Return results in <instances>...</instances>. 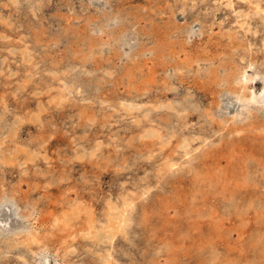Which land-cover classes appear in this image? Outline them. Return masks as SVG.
Returning a JSON list of instances; mask_svg holds the SVG:
<instances>
[{
  "label": "rangeland",
  "instance_id": "374dc122",
  "mask_svg": "<svg viewBox=\"0 0 264 264\" xmlns=\"http://www.w3.org/2000/svg\"><path fill=\"white\" fill-rule=\"evenodd\" d=\"M228 1L0 0V264H264V0Z\"/></svg>",
  "mask_w": 264,
  "mask_h": 264
},
{
  "label": "bare ground",
  "instance_id": "6f19581e",
  "mask_svg": "<svg viewBox=\"0 0 264 264\" xmlns=\"http://www.w3.org/2000/svg\"><path fill=\"white\" fill-rule=\"evenodd\" d=\"M227 1V0H226ZM230 1V0H229ZM228 1V2H229ZM242 1H244V0H242ZM234 2V1H233ZM263 2V1H262ZM227 4V3H226ZM231 4V3H230ZM233 4V3H232ZM189 5V4H188ZM209 5V4H208ZM211 5V4H210ZM229 5V4H228ZM261 5V4H260ZM90 6V5H89ZM170 6V5H169ZM193 6V5H192ZM215 6V5H214ZM213 6V7H214ZM217 6V5H216ZM41 7V6H40ZM123 7V6H122ZM193 8H194V6H193ZM216 8V7H215ZM254 8V7H253ZM111 9V8H110ZM203 9V8H202ZM260 10V9H259ZM40 11V10H39ZM257 11V10H256ZM110 12H111V10H110ZM261 12H262V10H261ZM183 14V13H182ZM196 14V13H195ZM240 14V13H239ZM255 14V13H254ZM244 15V14H243ZM246 15V14H245ZM247 16V15H246ZM261 18V17H260ZM263 18V17H262ZM191 20V19H190ZM199 20V19H198ZM263 20V19H262ZM243 21V20H242ZM248 23V22H247ZM263 23V22H262ZM244 24V23H243ZM242 24V25H243ZM249 24V23H248ZM251 24V23H250ZM264 24V23H263ZM249 26V25H248ZM248 28V27H247ZM255 29H256V27H254ZM258 28V27H257ZM193 29V28H192ZM246 30H249V28L248 29H246ZM252 30V29H251ZM192 32H193V30H192ZM190 33V32H189ZM247 33V32H246ZM193 34V33H192ZM184 38V37H183ZM236 38V37H235ZM234 38V39H235ZM191 42H192V40H191ZM264 42V41H263ZM191 45H193V44H191ZM194 47V46H193ZM28 48V47H27ZM102 50V49H101ZM235 50V49H234ZM246 51V50H245ZM235 52V51H234ZM231 54H232V52H231ZM230 59V58H229ZM243 59V58H242ZM171 64V63H170ZM188 65V64H187ZM190 65V64H189ZM188 69V68H187ZM223 74V73H222ZM251 76V75H250ZM253 76H254V74H253ZM226 77V76H225ZM244 80V79H243ZM248 80V79H247ZM213 83V82H212ZM237 83V82H236ZM238 84V83H237ZM168 86V85H167ZM246 87V86H245ZM168 88H170V87H168ZM199 92H201V91H199ZM263 93H264V91H263ZM204 95V94H203ZM259 95V94H258ZM61 96V95H60ZM250 98L252 99V100H255V101H257V98H256V93H255V91L253 90L252 91V93H251V96H250ZM64 99V98H63ZM251 100V101H252ZM259 101H261V100H259ZM121 102V101H120ZM162 103V102H161ZM165 103V102H164ZM182 103V102H181ZM178 104H180V103H178ZM163 105V104H162ZM121 106V105H120ZM180 106V105H179ZM192 106V105H191ZM198 106H199V104H198ZM170 107V106H169ZM174 107V106H173ZM178 107V106H177ZM176 107V108H177ZM175 108V107H174ZM183 108V107H182ZM186 108V110H187V107H185ZM226 108V107H225ZM127 109V108H126ZM174 110H176V109H174ZM183 110V109H182ZM185 110V111H186ZM190 110V109H189ZM198 110V109H197ZM181 111V110H180ZM249 111V110H248ZM5 112V111H4ZM162 112V111H161ZM171 112H173V110L171 111ZM175 112V111H174ZM179 111H177V113H178ZM193 112H194V110H193ZM209 113V112H208ZM237 113H239V112H237ZM174 114H176V113H174ZM253 114V113H252ZM177 115V114H176ZM182 115V114H181ZM207 115V114H206ZM231 115V114H230ZM238 115V114H237ZM5 117V116H4ZM180 117V116H179ZM183 118V117H182ZM0 119H2V118H0ZM5 119V118H4ZM151 119V118H150ZM186 119V118H185ZM19 120V119H18ZM130 120V119H129ZM132 120V119H131ZM4 121V120H3ZM20 121V120H19ZM182 123V122H181ZM14 124V123H13ZM172 124V123H171ZM176 125V124H175ZM221 126V125H220ZM223 126V125H222ZM181 127V126H180ZM204 130V129H203ZM8 132V131H7ZM7 134V133H6ZM9 136V135H8ZM185 138V137H184ZM193 138V137H192ZM193 142V141H192ZM191 153V151H186V154L187 155H189ZM196 157V156H195ZM191 160V159H190ZM167 162H169L170 163V161H167ZM173 163V162H172ZM167 164H165V166H166ZM172 166V165H171ZM166 167H168V165L166 166ZM173 167V166H172ZM162 169V168H161ZM211 169V168H210ZM170 170V169H169ZM202 181V180H201ZM247 181V180H246ZM133 186V185H132ZM149 191V190H148ZM147 191V192H148ZM252 191V190H251ZM252 193V192H251ZM117 200V199H116ZM125 202H126V200H125ZM129 205H130V203L131 202H127ZM126 203V204H127ZM6 204H8L7 203V200H6V203L5 202H1L0 203V210H2L3 209V207H4V205H6ZM127 204V205H128ZM110 207V206H109ZM17 210V209H16ZM125 210V209H124ZM123 210V211H124ZM15 211V210H14ZM64 211V210H63ZM68 212V211H67ZM14 213H16V212H14ZM75 213V212H74ZM17 215V214H16ZM70 215H73V214H69V216ZM123 216V215H122ZM32 217V216H31ZM72 217V216H71ZM107 217V216H106ZM54 218V217H53ZM68 218V217H67ZM57 219V218H56ZM69 219H70V217H69ZM121 220L119 221L120 223L123 221V219L122 218H120ZM65 220V219H64ZM218 220V219H217ZM94 222V221H93ZM108 222V221H107ZM127 222V221H126ZM8 223V222H7ZM131 223V222H130ZM30 224V223H29ZM68 224V223H67ZM122 224V223H121ZM72 225V224H71ZM69 226V225H68ZM19 227H21L20 225H18V226H16V228H14V230L13 231H11V233H9V235H7V238H10L11 237V235H12V233H14L13 234V236H18V235H20L21 234V232L23 233V231H21V230H16L15 231V229H17V228H19ZM77 227H78V225H77ZM6 228V227H5ZM61 228V227H60ZM120 228V227H119ZM118 228V229H119ZM22 229V228H21ZM33 229V228H32ZM31 229V230H32ZM35 229V228H34ZM103 229V228H102ZM105 229V228H104ZM135 230V229H134ZM7 231H8V229H7ZM107 231V230H106ZM30 233V232H29ZM107 233V232H106ZM121 233V232H120ZM30 234H32V233H30ZM95 234V233H94ZM93 234V235H94ZM133 234V233H132ZM96 235V234H95ZM115 235V234H114ZM30 236V235H29ZM40 236V235H39ZM101 236V235H100ZM103 237V236H102ZM110 239H112V236H111V238ZM29 240V239H28ZM89 240V239H88ZM14 241V240H13ZM28 242H30V241H28ZM27 242V243H28ZM37 243V242H36ZM113 244V243H112ZM256 244V243H255ZM28 245V244H27ZM134 246V245H133ZM212 247V246H211ZM108 249V248H107ZM12 250V249H11ZM128 251V250H127ZM48 252V251H47ZM203 252V251H202ZM4 254V253H3ZM110 255H111V253H110ZM96 256V255H95ZM41 257H43V258H46L45 260H47V258H48V255L47 254H44V255H42ZM19 258V257H18ZM38 258V257H37ZM24 259V258H23ZM49 259V258H48ZM32 260V259H31ZM116 260V259H115ZM29 261V260H28ZM71 261V260H70ZM77 262V261H76ZM121 262V261H120ZM35 263V262H34ZM67 263V262H66ZM78 263V262H77ZM76 263V264H77ZM48 264V263H47Z\"/></svg>",
  "mask_w": 264,
  "mask_h": 264
}]
</instances>
